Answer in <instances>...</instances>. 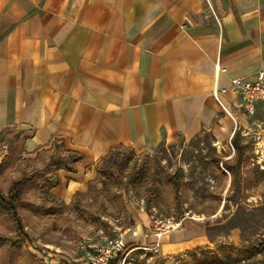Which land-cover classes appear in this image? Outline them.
Wrapping results in <instances>:
<instances>
[{
	"label": "crops",
	"instance_id": "1",
	"mask_svg": "<svg viewBox=\"0 0 264 264\" xmlns=\"http://www.w3.org/2000/svg\"><path fill=\"white\" fill-rule=\"evenodd\" d=\"M208 2L0 0V133L16 130L27 153L59 143L82 156L52 196L67 203L86 192L113 149L148 152L205 131L219 145L264 117L262 107L247 117L232 92L222 96L227 112L213 97L264 71V0ZM211 243L188 228L162 248Z\"/></svg>",
	"mask_w": 264,
	"mask_h": 264
},
{
	"label": "rangeland",
	"instance_id": "2",
	"mask_svg": "<svg viewBox=\"0 0 264 264\" xmlns=\"http://www.w3.org/2000/svg\"><path fill=\"white\" fill-rule=\"evenodd\" d=\"M236 130L245 147L240 156L234 136L218 145L207 131L148 152H112L96 163L87 191L67 203L49 192L61 171H76L78 162L70 167L72 157L62 144L36 155L25 151L16 130L0 133V188L6 193L23 171L36 173L38 181L19 208L22 229L18 219L0 210V264H89L116 238L126 245L120 264H214L226 249L247 252V262L264 264V141H258L264 117ZM224 161L234 163V176ZM173 176L177 186L170 182ZM188 228L205 233L212 245L168 254L164 239ZM164 232L159 242L157 235ZM158 243L157 253L148 250Z\"/></svg>",
	"mask_w": 264,
	"mask_h": 264
},
{
	"label": "trees",
	"instance_id": "3",
	"mask_svg": "<svg viewBox=\"0 0 264 264\" xmlns=\"http://www.w3.org/2000/svg\"><path fill=\"white\" fill-rule=\"evenodd\" d=\"M233 146L237 149L238 155H242L244 151V146L241 145L240 139L238 134L236 133L232 140ZM63 147V145H62ZM64 148V147H63ZM123 151V150H129V149H113L109 152L107 156H109L112 152L115 151ZM132 151V150H131ZM65 152L68 154L69 157H72V162L70 163V167L73 166L79 162L82 159V156L78 152L74 151H67ZM133 152V151H132ZM39 155V154H38ZM107 156H105L103 159H105ZM116 165V164H115ZM120 164L117 163V166ZM223 167L230 172L232 176L235 175V167L234 163L232 161H224L222 162ZM122 166V164H121ZM70 167H66L67 170L72 171ZM123 167V166H122ZM65 168V169H66ZM37 174L32 173L29 171H23L17 178L13 179L9 185L7 192L4 193L3 189L0 188V210H4L8 214H12L14 219H18L17 223L20 228L22 229V224L20 219L18 218V212L21 205L25 203L26 200V194L28 191V188L30 185L37 183ZM170 182L173 183L174 186L178 185L177 177H172L170 179ZM233 182H231L230 188L233 185ZM60 184V180L57 179L56 183L50 186V189L52 187H55ZM4 241V238L0 235V243ZM250 254L247 252L241 253V252H234L230 249H226L223 253H221V256H217L213 258L214 264H251L247 262L244 258L249 257ZM124 255H120L117 259H113L110 261V264H120ZM249 260V259H248ZM247 262V263H246ZM90 264V263H89Z\"/></svg>",
	"mask_w": 264,
	"mask_h": 264
},
{
	"label": "built area",
	"instance_id": "4",
	"mask_svg": "<svg viewBox=\"0 0 264 264\" xmlns=\"http://www.w3.org/2000/svg\"><path fill=\"white\" fill-rule=\"evenodd\" d=\"M217 77L220 72H225V69L220 67L219 62L216 64ZM229 92L236 94L239 98V105L243 113L247 117H254L259 108H264V71L260 70L251 77L235 78L231 82L230 88H218L213 91V97L222 111L227 112L222 101V96ZM163 233L157 237L161 242ZM161 244V243H160ZM160 244L148 250L157 253L160 250ZM126 245L122 238L110 240L105 245L101 246L91 259L90 264H110V261L117 259L120 255H124ZM124 259V257H123ZM122 259V260H123Z\"/></svg>",
	"mask_w": 264,
	"mask_h": 264
},
{
	"label": "bare ground",
	"instance_id": "5",
	"mask_svg": "<svg viewBox=\"0 0 264 264\" xmlns=\"http://www.w3.org/2000/svg\"><path fill=\"white\" fill-rule=\"evenodd\" d=\"M166 234V232L163 233V235L161 236V238H163V236Z\"/></svg>",
	"mask_w": 264,
	"mask_h": 264
}]
</instances>
